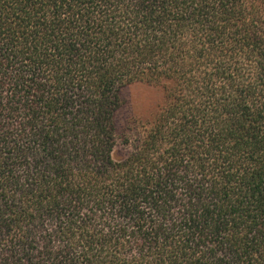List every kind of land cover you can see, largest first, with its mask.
I'll list each match as a JSON object with an SVG mask.
<instances>
[{
    "label": "trees",
    "instance_id": "1",
    "mask_svg": "<svg viewBox=\"0 0 264 264\" xmlns=\"http://www.w3.org/2000/svg\"><path fill=\"white\" fill-rule=\"evenodd\" d=\"M0 264H264V0H0Z\"/></svg>",
    "mask_w": 264,
    "mask_h": 264
},
{
    "label": "rangeland",
    "instance_id": "2",
    "mask_svg": "<svg viewBox=\"0 0 264 264\" xmlns=\"http://www.w3.org/2000/svg\"><path fill=\"white\" fill-rule=\"evenodd\" d=\"M161 94L158 88L145 84H132L120 92L122 105L116 114V128L118 133V146L115 157L123 156L126 147L122 144L120 135L130 120L143 121L149 119L159 104Z\"/></svg>",
    "mask_w": 264,
    "mask_h": 264
}]
</instances>
